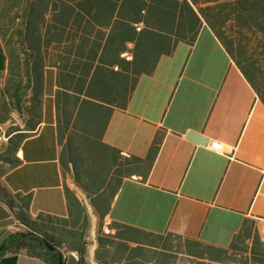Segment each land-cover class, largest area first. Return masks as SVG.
I'll return each instance as SVG.
<instances>
[{
    "label": "crops",
    "instance_id": "1",
    "mask_svg": "<svg viewBox=\"0 0 264 264\" xmlns=\"http://www.w3.org/2000/svg\"><path fill=\"white\" fill-rule=\"evenodd\" d=\"M110 33L85 14L44 17L38 122L29 128L27 113H10L0 124V188L15 200L10 207L0 190V264H50L4 252L11 234L27 231L24 220L52 238L64 264H219L195 252L231 255L242 230L248 253L233 256L253 264L255 241L264 245L263 102L207 24L170 53L161 37L137 46L118 32L105 50ZM8 66L0 38L1 81ZM22 133L32 136L19 142ZM157 136L149 172L121 168L145 159ZM214 141L224 152L209 148Z\"/></svg>",
    "mask_w": 264,
    "mask_h": 264
},
{
    "label": "trees",
    "instance_id": "2",
    "mask_svg": "<svg viewBox=\"0 0 264 264\" xmlns=\"http://www.w3.org/2000/svg\"><path fill=\"white\" fill-rule=\"evenodd\" d=\"M49 12L56 15V21L65 14L77 13L110 26L105 50L118 44V32L123 42L130 36L138 37L137 46L146 35H152L155 42L161 37V43L167 45L162 52L170 53L180 42L193 45L203 25L207 24L264 104V0H0V38L9 60L7 74L3 81L0 79V124L14 120L10 113H27L29 128L38 122V116H33L41 113L46 70L42 24ZM136 25L143 27L139 31ZM124 46L122 43L120 50ZM98 73L99 70L96 76ZM128 88L134 90L135 87L122 85L124 91ZM30 136L31 133H22L17 139L20 142ZM17 144L10 139L8 153H15ZM161 144L162 138L157 136L145 159L130 157L126 163H121V168L130 165L135 166L138 173L145 168H149V172ZM14 164L11 162L12 166ZM0 190L14 208L12 196L5 189ZM29 204V198L21 200L22 208ZM24 222L27 231L11 234L4 252L26 250L50 264H59L57 251L61 248L47 233ZM242 238L243 230L233 241L231 255L230 250L205 246V250L196 251L195 256H206L219 264H248L233 256L248 253ZM251 259L253 264H264V245L257 240L251 249Z\"/></svg>",
    "mask_w": 264,
    "mask_h": 264
},
{
    "label": "water",
    "instance_id": "3",
    "mask_svg": "<svg viewBox=\"0 0 264 264\" xmlns=\"http://www.w3.org/2000/svg\"><path fill=\"white\" fill-rule=\"evenodd\" d=\"M188 138H189L190 140H192V141H194V142H197V143H200V144H205V143L207 142L203 137H201L200 135H196V134H190V135L188 136ZM48 247H49L52 251L55 250V248L52 247V246H50V245H48ZM59 264H64V261H63V258H62V257H60V259H59Z\"/></svg>",
    "mask_w": 264,
    "mask_h": 264
},
{
    "label": "built area",
    "instance_id": "4",
    "mask_svg": "<svg viewBox=\"0 0 264 264\" xmlns=\"http://www.w3.org/2000/svg\"><path fill=\"white\" fill-rule=\"evenodd\" d=\"M209 148L211 150L216 151V152H219V153L224 152V149H225L224 146H223V144L221 142H219V141L212 142L210 144Z\"/></svg>",
    "mask_w": 264,
    "mask_h": 264
},
{
    "label": "rangeland",
    "instance_id": "5",
    "mask_svg": "<svg viewBox=\"0 0 264 264\" xmlns=\"http://www.w3.org/2000/svg\"><path fill=\"white\" fill-rule=\"evenodd\" d=\"M180 263H181V264H199V262H197V261H192V260H190V259H188V258H181V259H180Z\"/></svg>",
    "mask_w": 264,
    "mask_h": 264
}]
</instances>
